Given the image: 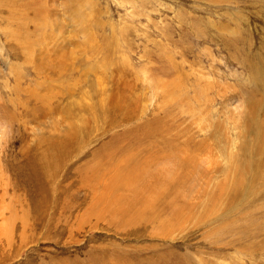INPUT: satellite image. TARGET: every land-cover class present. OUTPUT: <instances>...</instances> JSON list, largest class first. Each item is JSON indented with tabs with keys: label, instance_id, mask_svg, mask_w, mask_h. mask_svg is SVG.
<instances>
[{
	"label": "rangeland",
	"instance_id": "obj_1",
	"mask_svg": "<svg viewBox=\"0 0 264 264\" xmlns=\"http://www.w3.org/2000/svg\"><path fill=\"white\" fill-rule=\"evenodd\" d=\"M263 126L264 0H0V264H264Z\"/></svg>",
	"mask_w": 264,
	"mask_h": 264
},
{
	"label": "bare ground",
	"instance_id": "obj_2",
	"mask_svg": "<svg viewBox=\"0 0 264 264\" xmlns=\"http://www.w3.org/2000/svg\"><path fill=\"white\" fill-rule=\"evenodd\" d=\"M253 116H251V118H252ZM257 120V119H256ZM253 124H255L254 122H253ZM248 125H250V124H248ZM258 125H259V123H258ZM249 127H251V126H249ZM264 127V126H263ZM248 128V127H247ZM251 130V129H250ZM257 133H259V131H257ZM261 134V133H260ZM255 136V135H254ZM259 138V134H258V136H257V138H256V140H258V142H260V140L258 139ZM262 142H263V140H261ZM257 144H256V146L254 147L255 149V151H254V153H260L261 151V153H264V148L262 149V148H258V149H256L257 148ZM56 148V147H55ZM130 152H132V151H128L127 153L126 152H124L123 154H120V155H118L117 157H116V159H115V161H113V162H115L114 164H112V169H114L117 165H119L120 167H122V169H121V171H118V172H114V176H116V177H128V176H130V172H131V165H132V162H131V160H133V154L132 153H130ZM133 152H134V150H133ZM254 155V154H253ZM52 157V156H51ZM46 160V159H45ZM111 161V162H112ZM117 161H118V163H117ZM92 164H89V166L92 168V166H91ZM94 166H95V163L93 164ZM89 167V168H90ZM89 169V170H92V169ZM94 168V167H93ZM101 168V167H100ZM235 168V167H234ZM88 170V171H89ZM94 170V169H93ZM102 173V172H101ZM94 175H95V177L96 176H98L99 174L98 173H93ZM105 174V172H103L102 174H100V175H104ZM234 174H235V180L236 181H238V179H239V177H238V169L237 168H235V171H234ZM84 175V174H83ZM94 175H92V176H94ZM109 176H110V178L113 180V174H109ZM241 176V175H240ZM106 184V183H105ZM236 187V186H235ZM234 187V188H235ZM103 187L101 186V189H102ZM104 189H107V188H104ZM103 189V190H104ZM108 190H109V188H108ZM106 191V190H105ZM236 192H237V190H235V192H234V195L236 194ZM231 196L233 195V194H230Z\"/></svg>",
	"mask_w": 264,
	"mask_h": 264
}]
</instances>
